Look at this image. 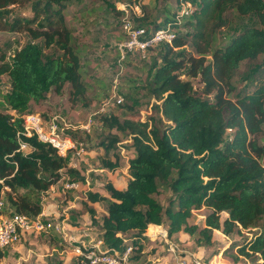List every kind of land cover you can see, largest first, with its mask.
Listing matches in <instances>:
<instances>
[{"label": "trees", "instance_id": "obj_1", "mask_svg": "<svg viewBox=\"0 0 264 264\" xmlns=\"http://www.w3.org/2000/svg\"><path fill=\"white\" fill-rule=\"evenodd\" d=\"M176 1L178 5L191 3L193 13L180 23L176 14L164 19L163 25L180 34L176 33L171 44H163L145 87L166 126L161 129L151 119L99 117L100 125L108 131L100 145L105 152L111 151L113 158L102 159V168H118L115 146L121 137L130 140L133 152L127 161L129 180L123 190L106 183V196L87 195L91 204L106 202L96 237L105 251H121L129 240L141 251L139 242L147 238L144 234L151 225L165 226L168 236L197 234L199 245L210 246L214 231L239 235L264 222V68L244 75L243 80L253 83L250 93L229 98L240 64L252 63L264 53V0ZM19 2L0 0V30L26 32L31 41L41 40L45 48L57 45L62 51L60 57L43 59L37 43L28 42L7 61L0 49V76L10 81V90L0 102L3 212L36 217L42 211L41 197L60 179V173L65 169L74 178L75 171L67 168V159L58 157L50 146L22 136V117L49 92L60 95L68 84L70 97L76 100L83 97L85 87L79 58L70 46L71 34L62 27V0L52 1L59 5L54 9L50 3L41 11L33 7L30 19L10 17L8 8ZM229 10L255 17L256 26L242 28L224 46L216 47L214 35L225 28L224 14ZM39 17L45 22L38 21ZM145 19L137 21L144 23ZM188 46L194 55L187 53ZM195 79L200 91L190 81ZM18 139L30 146L29 153L18 150ZM161 190L169 193L165 207L157 199ZM202 208L208 211L203 227L190 225L192 211ZM86 209L92 220L93 209ZM258 229L261 231L250 238L240 235V243H231L221 255L233 264L241 259L247 264H264V227Z\"/></svg>", "mask_w": 264, "mask_h": 264}, {"label": "rangeland", "instance_id": "obj_2", "mask_svg": "<svg viewBox=\"0 0 264 264\" xmlns=\"http://www.w3.org/2000/svg\"><path fill=\"white\" fill-rule=\"evenodd\" d=\"M52 1L20 0L18 4L10 6L8 12L10 17L19 15L30 19L33 17V7L38 8L39 11L45 9L44 7L49 3L52 4L53 9L59 7L56 2ZM133 4L139 5L140 13L138 15L133 14L128 8V5L132 6ZM133 4L124 0H62V27L71 34L70 46L79 58L80 75L85 93L81 99L73 100L70 97L69 85L66 84L60 95L49 92L44 101L37 106H30L29 109V113L38 114L45 118L49 116L63 118L70 125L67 133L77 143L82 144L83 153L80 156L73 157L71 161L67 160L66 165L67 168L75 171L73 179L77 178L81 185L80 189L70 190L66 194V198L59 203L60 208L57 207V209H63L66 205H73L66 210V213L56 210L58 214L51 217L53 220L49 222L51 223V229L55 232L54 225L56 222H61L65 227L67 224L75 228L81 227L83 224L82 228L84 230H78L74 233L79 238L78 241L85 244L91 238L94 240L97 237L106 209V202L88 203L87 195L96 193L105 196L104 185L106 183L111 184L117 190H123L129 180L127 161L133 154L129 148L130 140L121 137L120 142L115 146L120 157L118 168L115 171L102 168V159L109 157L113 161V158L110 156L111 151L105 152L100 145L104 143L108 131L100 125L99 117L115 116L120 120L129 117L140 121L151 119L161 129L166 126V121L153 108L155 100L149 97L145 90L151 80V65L154 61H158L163 51V44L150 47L142 54L138 51L127 54L122 53L121 45L126 40V36L122 31V20L127 16L133 24H145L149 28L161 27L164 19L177 14L180 8L176 0H136V3ZM122 7H125L127 14L123 13ZM119 11H121V14L117 13ZM143 17L146 18L144 23H139L138 18ZM224 18L226 19L225 28H221L214 35L213 43L216 47L224 46L242 28L256 26L255 17L239 16L233 10L227 11ZM40 19L39 17L38 21L42 22L43 20ZM33 27H35V24ZM176 33L180 34L178 30H176ZM28 42L37 43L43 59L57 58L62 55V51L57 45L45 48L41 40L31 41L26 32L0 30V49L6 55L7 61ZM186 51L188 54H193L189 46ZM257 67L264 68V53L259 55L256 61L252 63L243 61L240 64L232 78L235 90L229 95L230 99L234 100L236 97L250 93L253 90V83L245 81L243 78L246 73L253 72ZM181 79L186 80L187 78L181 76ZM190 81L194 88L200 91L201 86L197 79ZM9 90V79L4 75L0 76V102H2V95ZM118 99L121 100L119 104L116 103ZM1 109L5 111L4 108ZM2 196L3 194L0 195V198ZM50 197V194H47L45 199L48 200ZM168 197L169 193L161 190L157 199L165 207ZM53 198V201L62 199V197ZM83 204H86V206L84 207ZM86 207H90L94 211L95 216L92 220ZM207 213L208 211L203 208L192 211L188 223L197 225L199 228L203 227L204 216ZM85 217L88 219L86 224L84 223ZM44 222H47V220H44ZM259 225L258 228L262 229L264 222H260ZM153 227L160 231V227ZM258 228L239 235L236 232L224 235L220 231H214L210 246L199 245L197 234L189 236L179 232L168 236L169 241L180 250L175 251L174 254L165 250L166 246L161 239L155 240V236L159 231L150 235L148 228L145 233L147 237H150V241L145 238V240L139 242L142 247L141 251L134 250L132 252L131 256L133 255L134 258L129 259V264H178V261L185 258V256L190 260L193 259L192 257L201 259L205 264L213 256H218V260L215 261H218L219 264H233L226 255H221V251L230 246L231 243L233 245L240 243V235L250 238L252 234L259 233L261 230ZM161 229L166 231L165 226H161ZM46 233H48V230L42 233L26 234L32 235V247H36L40 243L39 239L43 238ZM19 239L22 238L20 237L16 243L0 249V260L5 254L4 251H8L13 245L18 244ZM24 244L26 245L25 251H29L31 243L26 242ZM58 247L59 250H65L62 245H58ZM40 248L38 251H43L42 246ZM68 248L70 247L67 246L66 250L70 251ZM232 249L229 251H233ZM46 251L51 253L50 248ZM69 255L71 257L66 261L60 259L61 256L57 254L56 256L40 257L39 259L41 261L42 259L46 260L47 264H76V257L72 254ZM6 262L4 264H12ZM21 264L27 263L21 262ZM235 264H247V262L241 259Z\"/></svg>", "mask_w": 264, "mask_h": 264}, {"label": "built area", "instance_id": "obj_3", "mask_svg": "<svg viewBox=\"0 0 264 264\" xmlns=\"http://www.w3.org/2000/svg\"><path fill=\"white\" fill-rule=\"evenodd\" d=\"M128 8L135 15L140 13L139 5H128ZM179 8L180 10L176 14L177 23H180L183 17H190L194 10V7L189 2L180 3ZM122 11L127 14L125 7H122ZM122 31L126 36V40L121 45V51L126 54L133 53V51H138L142 54L150 47L160 44H171L176 37V30L169 25L157 28L139 27L135 26L127 16L122 20ZM120 102V99L116 100L117 104ZM22 129L21 134L23 137H34L38 142L50 146L55 150L56 155L62 159L71 161L73 157L80 156L83 153L82 144L77 143L67 133L70 125L58 116L45 118L38 114L27 113L22 117ZM18 143V150L21 153L27 154L30 152L31 148L28 144L23 143L20 139H18ZM60 175V179L41 197V202L45 200L47 193L54 192L56 184L60 185V190L63 193L79 188V182L70 178L65 172L62 171ZM3 209L6 208L3 200L0 198V249L16 243L21 234L42 233L51 228V223L44 222V218L40 214L36 217H28L20 214H7L3 212ZM54 228L59 233L63 225L61 222H56ZM156 239L163 241L166 251L172 254L175 251H180L175 244L169 241L167 232L161 228L155 236ZM68 241L72 243V255L76 257V264H129L132 252L137 250L138 247L137 245H133L132 241L129 240L124 241L125 246L121 251H105L100 240H93L90 244H85L82 241L69 237ZM192 258L190 260V258L188 259L185 256V258L178 261V264H205L201 259ZM215 260H218V256L212 257V259L207 261V264H219Z\"/></svg>", "mask_w": 264, "mask_h": 264}, {"label": "crops", "instance_id": "obj_4", "mask_svg": "<svg viewBox=\"0 0 264 264\" xmlns=\"http://www.w3.org/2000/svg\"><path fill=\"white\" fill-rule=\"evenodd\" d=\"M80 186L81 185L79 184V189H80ZM79 189H77V190H79ZM68 193H69V191H67L65 193L61 192L59 184H56V186L54 187L53 193H51V192L47 193V194H50L51 197L48 200H46L47 198L45 199L44 203L42 204V211L40 213V215L44 218V220H47V223H50L49 221L53 220L51 217L56 216L58 214L56 212V210H59V212L61 211V212L66 213V210H68V208L73 205V204L69 205V206L66 205L63 208L64 210L63 209H57V207L60 208L59 203L63 199L66 198V194H68ZM102 196H104V195H102ZM53 197H55V199L62 197V199H58L57 201H53V199H54ZM84 221H85L84 223L86 224L88 222V219L85 217ZM100 225H101V223H100ZM82 226H84V225L82 224ZM82 226L75 228V227H70L66 224V227L63 225V228H62L61 232H59V233L58 232L56 233L55 231H53V229L49 228L48 233L43 235V238L39 239L40 243L38 246H36L37 248L32 247L33 246V243H32L33 238H31L32 235L26 234V233L21 234L20 237L22 239H19V243L13 245L8 251H4L5 254H4L3 258L0 260V264L7 263L6 261H8V263H12V264H21V262H26L27 264H47L46 260L42 259V261H41L39 258L40 257L46 258L48 256H56V254L61 256L60 259H64V261H66L67 259H69L71 257V255H69V254H72V251H71L72 243L68 241L69 237L74 238L75 240H79V238L76 236V234L74 232L78 231V230L83 231L84 229L82 228ZM151 226H149V228ZM144 236L147 237L146 233L144 234ZM147 239L149 240L150 237H147ZM92 240H93L92 238L90 240H88L87 244H90ZM94 240H98V238L95 237ZM153 241H155V240L153 239ZM26 242H28L29 244L31 243V247L29 248V251H25L26 245L24 243H26ZM58 245H62L65 248V250H59ZM41 246H42L43 251H38L39 249H41L40 248ZM67 246L70 247V248H68V249H70V251L66 250ZM34 248H36V249H34ZM48 248L51 249V253H49L50 251H46V249H48ZM68 255H69V257H68Z\"/></svg>", "mask_w": 264, "mask_h": 264}, {"label": "bare ground", "instance_id": "obj_5", "mask_svg": "<svg viewBox=\"0 0 264 264\" xmlns=\"http://www.w3.org/2000/svg\"><path fill=\"white\" fill-rule=\"evenodd\" d=\"M149 228V227H148ZM148 231H149V234L151 235V234H155V232L156 231H159V230H157L156 228H154L153 226H151L149 229H148Z\"/></svg>", "mask_w": 264, "mask_h": 264}, {"label": "clouds", "instance_id": "obj_6", "mask_svg": "<svg viewBox=\"0 0 264 264\" xmlns=\"http://www.w3.org/2000/svg\"><path fill=\"white\" fill-rule=\"evenodd\" d=\"M71 169V168H70ZM64 172H65V169H64ZM73 179V178H72ZM73 180H76V181H78L77 179H73ZM79 182V181H78ZM80 184V183H79ZM54 185V184H53ZM156 227H160L161 228V226H156ZM148 229V228H147ZM167 232V231H166ZM214 257V256H213ZM210 260V259H209Z\"/></svg>", "mask_w": 264, "mask_h": 264}]
</instances>
